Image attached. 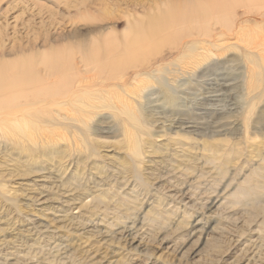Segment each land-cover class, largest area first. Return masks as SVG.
I'll return each instance as SVG.
<instances>
[{"label": "rangeland", "instance_id": "374dc122", "mask_svg": "<svg viewBox=\"0 0 264 264\" xmlns=\"http://www.w3.org/2000/svg\"><path fill=\"white\" fill-rule=\"evenodd\" d=\"M196 1L208 3L215 0ZM237 2L241 5L234 4L237 6L235 9L239 14L245 12L244 0ZM186 3H189L188 0H1L0 53L28 49L30 44H35L36 48L45 37L51 41L59 36L74 40L76 36L87 35L103 23L110 24L113 34L122 37L128 31L125 30L126 20L123 17L126 10L144 25L148 24L147 20L144 23V19L150 16L167 23L169 16L165 12L182 16ZM149 6H152V13L143 9ZM158 8L162 12L156 15L154 12ZM250 11L251 15L256 14V8L252 6ZM93 19L97 20V26L90 25ZM238 20L239 23L245 18ZM5 22L9 23L8 28L3 26ZM252 24L255 25L253 21L247 23L251 27ZM167 51L164 48L162 52L166 56L165 63L180 57L169 56ZM224 56L234 61L238 60L239 55L232 52ZM223 61L226 63L210 72L208 77H200L197 73L196 76L176 81L179 88L175 87L176 90L173 87V97L178 99V107L162 108L158 87L144 94V108L150 117H145L138 132L152 123L150 128H154L152 134L155 136L161 127L158 124L160 121L156 120L159 117L162 120L166 118L164 120L167 122L163 125L168 130L165 132H171L169 135L174 136L177 132L173 129L175 123L169 122V119L175 117L170 115L169 110H184L179 106L181 100L187 109L194 108L192 111L199 117L191 115L194 123L190 126L194 130L199 129L202 135L199 133L198 137L193 132L183 135L198 140L193 146L192 141H189L191 144L184 141L189 147L185 153L189 154L191 160L198 158L199 162H185L186 159L178 158L174 154L178 151L173 141H167L166 145V142L151 134L141 132L142 143L149 145L147 150L152 147L154 153L155 149L160 152L152 156L148 154L147 157L144 154V162L134 160L139 163L134 165L124 144L118 142L122 138L123 123L119 124L109 110H104L92 122L95 129L91 140L102 141L93 146L94 153L89 149L86 151L79 143V148L77 144L74 145L76 150L73 145L69 148L61 143L58 146L61 154L51 163L35 156L36 163L28 165L23 162L24 159H19L26 152L14 150L9 143L13 161L5 163L9 158H0V264H264V224H260L262 215H257L256 208L258 204H264V192L252 200L235 198L242 187V180L248 174L245 160L248 162L250 159L243 154H249L250 148L257 146L251 145L249 139L255 137V141L259 142L264 132L250 127L247 133L241 129L239 132L243 134L240 132L239 136H230L225 135L229 130L218 128L220 136L212 135L211 138L210 131H214V128L204 127L215 120L216 114L218 119H222L220 125L228 124L232 129L231 125L236 120L238 128L242 125L238 113L245 94V69L241 61L229 63L224 58ZM152 83L150 86H155L154 80ZM260 110H264V102L251 110V122H256ZM198 122L201 124L198 125ZM233 137L238 141L231 139ZM202 138H207L205 141L211 138L208 142L218 138L229 139L225 153H217L220 161L208 164L212 160L207 144L201 142ZM40 150H37L38 153ZM224 160L229 161L225 166ZM254 162L257 163L256 160ZM254 162L253 166L256 165ZM178 164L180 166L176 167ZM240 167H243L241 172ZM184 169L187 171L184 172ZM67 181H71L72 185ZM62 183L66 185L62 187ZM108 189L109 194L103 196L107 199L106 208L110 209L105 212L106 208L92 207V196ZM115 193L116 196L110 199ZM210 201L214 207L207 210L205 206ZM114 206L116 209H113ZM99 209L107 214L104 222H100L104 214L96 215ZM133 221V227L137 226L135 229L131 227ZM206 221L213 222L210 227L214 232L204 239L197 232L189 237L188 232L194 225ZM115 224L117 226L114 227ZM56 250L63 253L59 258L53 257L52 253Z\"/></svg>", "mask_w": 264, "mask_h": 264}, {"label": "bare ground", "instance_id": "6f19581e", "mask_svg": "<svg viewBox=\"0 0 264 264\" xmlns=\"http://www.w3.org/2000/svg\"><path fill=\"white\" fill-rule=\"evenodd\" d=\"M237 1L215 0L205 3L188 0L190 4H185L182 16L166 11L165 14L169 16L167 23L160 22L161 19L150 16L144 19V23L145 20L148 21L147 25L134 19L133 15L126 10L127 13H123V17L126 20L125 30L128 31L123 33L122 37L113 34L114 31L110 24L103 23V25L100 24L101 27L90 30L87 35H81L82 37L76 36L77 39L74 40H71V37V39L67 37H63V39L59 36L51 41L50 38L45 37L40 40L36 48L35 44L32 46L30 44L31 47L29 46L28 49L22 48V50L0 53V158L8 157L9 159H6L5 163L13 161L9 143L13 145L14 150L22 149L26 152L19 159H24L23 162L28 165L36 163L35 156L44 158L46 162L51 163L53 158L61 154L60 147H58L61 143L66 144L65 146L69 148L70 145H73L74 148V145L78 146L79 143L86 151L89 149L91 153H94L93 146H97L102 141L91 140L92 131L95 129L92 122L104 110L107 112L109 110L112 113L111 116L119 124L123 123L122 141L118 140V142L124 144L128 156L135 165L138 162L135 163L134 160H144V157L142 158L144 154L147 157L148 154L156 155L159 151L156 152L154 148V153L153 148L149 147L153 150L149 149V151L151 150L149 152L147 150L149 145L141 141V132L154 136L152 134L154 128H150L152 123H149V127L147 124V129L138 132L142 129V121L145 117H150L144 108L146 106L145 91L158 87L163 101V103L161 101L162 108L178 107V99L173 97L175 92L173 87L178 86L176 81L183 77L185 79V77L196 76L197 73L200 74L198 75L200 77H208L210 72L216 71L218 67L226 63L223 58L229 63L241 61L245 69L246 79L243 88L245 94L243 93L242 96V109L238 113V118L242 119V125L238 128L237 120L231 125L232 129L228 124L220 125L222 119L220 117L221 120L218 119L216 114L215 120L211 121L208 126L206 124L204 126L205 128H214V131H210L212 134L209 137L220 136L218 128L229 130L225 135L229 134L230 136H239L241 129L247 133V129L250 127L264 132V110H260L256 122L250 121L251 110L258 103L264 102V0H244L245 12L241 14L235 9L241 5ZM12 2H19V0H12ZM234 4L237 6H233ZM153 6L155 7V5ZM251 6L256 8V14L251 15ZM143 9L151 11L152 6ZM161 12L162 9L158 8L154 13L158 15ZM191 18H193L191 21L186 20ZM240 18H245V20L238 23ZM93 21H90V25L97 26V20ZM251 21L255 24L254 26L252 24V27L247 25ZM99 23L102 22L99 21ZM3 26L8 28L9 23L5 22ZM164 48L169 50L167 51L169 56L175 55L174 58H176L180 55V57L165 63L166 56L162 55ZM232 52H237L238 60L233 61L224 56L225 53ZM130 70L131 72H129ZM152 80H154L155 86H150L153 84ZM172 83L176 85L172 86ZM179 106L184 110H169L170 115L176 118L169 119V122L175 123L173 125V129L177 131L173 132L175 135L170 136L171 132L167 131L169 134L165 132L168 130L164 129L163 125L164 122H167L164 120L166 118L163 121L158 117L156 120L160 121L161 124H158L161 127L154 137L166 142V145L167 141H173L178 151L174 154L176 153L178 158L186 159L185 162L197 161L198 158L193 157L191 160L189 154L185 152L189 149L186 146L190 143L189 141H192L193 144H190L193 146L198 140L183 134L193 132L192 134L199 135V129L197 130L195 126L196 130H194L190 126L191 123H194L191 115L199 116L192 111L194 108L187 109L182 100ZM165 116L167 117L168 114ZM229 119L232 118L229 117ZM199 124L201 122H198ZM243 132L241 133L243 134ZM200 134L202 135V133ZM262 134L264 136V133ZM254 138L249 141H252L251 145L257 146L250 148L249 154H243L246 155V159L250 160L248 162L245 160L248 165V174L240 184L242 187L237 192L238 196H235L237 200L239 197L252 200L264 192V137L259 142H256ZM203 139L200 140L203 145L207 144V151L211 157L210 160H212V163L208 164L212 165L213 162L220 161L217 153L225 151L229 139L218 138L213 139L212 142H208L210 139L207 141H205L207 138ZM231 139L237 140L234 137ZM184 140L188 143H185ZM198 144L200 143L198 142ZM78 148L77 151L80 152ZM37 150L41 152L38 153ZM165 150L167 151V147ZM255 160L257 163L254 162ZM253 162L256 163L255 166H253ZM228 163V160H224L223 166ZM131 166L133 167V165ZM179 166V164L176 165V167ZM223 166H221L222 170H224ZM242 169L243 167H240L239 171L241 172ZM186 171L187 169H184V172ZM67 183L72 185L71 181H67ZM69 184L67 188H69ZM65 185L66 183H62L61 186ZM101 191L100 194L91 198L94 208H106L107 199L104 196H107L110 191L109 189ZM115 196L116 193L110 199ZM212 207L214 204L210 201L205 209L210 210ZM108 208L110 209V207ZM108 208L105 209V212ZM256 208L257 215H262L260 224L263 225L264 204H258ZM99 213L104 214L100 209L96 211V215ZM106 216L107 214H104L100 222H104L103 219ZM212 223L210 221H206L204 224L197 223L189 230V237L197 232L201 233V238L204 239L210 232H214L213 227H210ZM134 224L135 221L131 223V227ZM129 229H127L128 232ZM52 254H54L53 257L59 258L63 253L60 254L56 250Z\"/></svg>", "mask_w": 264, "mask_h": 264}]
</instances>
